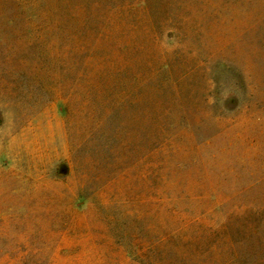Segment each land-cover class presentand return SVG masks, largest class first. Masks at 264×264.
<instances>
[{
  "label": "rangeland",
  "instance_id": "1",
  "mask_svg": "<svg viewBox=\"0 0 264 264\" xmlns=\"http://www.w3.org/2000/svg\"><path fill=\"white\" fill-rule=\"evenodd\" d=\"M155 8L169 21L158 47L119 30L98 42L109 60L90 85L74 75L92 45L79 55L61 37L71 55L50 65L26 37L2 36L0 264H264V0H156ZM158 50L174 75L199 67L182 102L202 122L179 150L166 146L144 163L156 103L170 107L168 121L184 114L162 84L164 69L140 87L131 80L151 75Z\"/></svg>",
  "mask_w": 264,
  "mask_h": 264
},
{
  "label": "trees",
  "instance_id": "2",
  "mask_svg": "<svg viewBox=\"0 0 264 264\" xmlns=\"http://www.w3.org/2000/svg\"><path fill=\"white\" fill-rule=\"evenodd\" d=\"M156 0H8L7 4L0 5V41L5 42V36L8 34H18L26 37L25 43L29 47H41L43 50L44 62L48 64H58L65 62L67 55H71L68 47L69 44L62 45L60 38L67 35V40L73 43L77 48V54L92 47V52L83 60L75 72V82L90 85L92 81L99 80L105 69V62L108 58H102L99 54V44L101 41L111 40L119 30H127L131 36L139 33L143 34L149 43L156 45L157 30L167 27V19H158L159 10L155 8ZM190 3H184L183 8ZM158 12V13H157ZM15 31V32H14ZM14 32V33H12ZM93 37L94 43H88L87 38ZM131 49L136 48V43L131 41ZM8 45V43H6ZM20 45H11L9 48L17 51ZM63 47V48H62ZM159 51V65L151 69V75H136L131 80L140 87L150 82L153 76L159 71L165 70L166 78L162 81L163 86H168L171 96L176 101L178 109L184 114L177 117L175 121L169 116L173 115L172 110L167 104L156 103L159 115L156 118L155 136L147 141L143 162L148 163L149 157L156 151L164 150L166 146L173 150H179L180 146L177 141L184 136L185 131L190 129L193 124H200L201 117L194 116L192 119L187 117L185 105L182 102L183 86L187 84L190 71L198 70V66H191L187 71H182L174 75L173 66L163 60L164 52ZM119 56L124 57L125 51L116 50ZM138 52L132 53L137 56ZM177 59L179 56L175 53ZM74 56H72L73 58ZM10 59V57H8ZM158 64V63H157ZM181 67L179 61L176 62ZM66 67L59 68L61 71ZM48 73L53 79L58 78L59 73H52V69L39 65L36 71ZM114 72L110 77L115 80L121 73L119 66H114ZM64 73H67V68ZM37 76H32L36 80ZM162 86V87H163ZM94 92H97L96 89ZM140 94V93H139ZM131 93L127 92L121 96L119 107L122 100H130ZM139 97V99H138ZM123 98V99H122ZM143 96L132 98V102H138ZM85 107H90L88 101H85ZM108 115V112H106ZM177 120V121H176ZM191 120V121H190ZM183 127V128H181ZM181 128V129H180ZM171 131V132H170ZM208 143V142H207Z\"/></svg>",
  "mask_w": 264,
  "mask_h": 264
}]
</instances>
